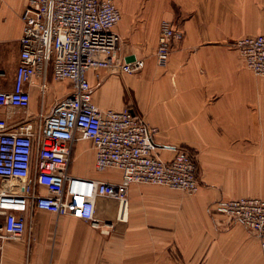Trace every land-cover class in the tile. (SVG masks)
Returning <instances> with one entry per match:
<instances>
[{
	"label": "crops",
	"instance_id": "0c3cea01",
	"mask_svg": "<svg viewBox=\"0 0 264 264\" xmlns=\"http://www.w3.org/2000/svg\"><path fill=\"white\" fill-rule=\"evenodd\" d=\"M119 3L121 16L128 23L127 27L120 23L115 26L121 39H127L119 43V54L127 58L143 56L145 65L137 74L109 73L104 68L87 70L94 104L101 110L129 106L140 113L149 126L157 128L154 139L157 153L163 158H170L172 148L179 146L193 151L200 182L195 199L200 206L209 199L264 198V78L246 66L232 45L244 35L264 33V0ZM25 4L26 0H0V90L12 87L19 63ZM163 20L181 30L182 38L174 41L167 63L161 67L153 54ZM48 77L44 99L30 86L29 107H2L0 116L15 125L36 118L40 110L49 112L68 93L69 81L56 82L51 72ZM5 78L10 81L4 85ZM36 83L40 80L35 79ZM206 156L217 158L221 167H229L230 171L210 170L204 161ZM94 164L91 140L74 142L69 164L73 175L119 181L117 170L98 172ZM112 172L118 177L107 174ZM229 182L233 191L217 185ZM126 196V220L117 218L116 200L96 199V215L102 223L99 228L73 216L34 211L32 220L40 234L36 242L39 254L31 257V251V261L158 264L160 248H167L166 262L172 264H264L259 237L237 221L203 207L194 227L188 208L181 205L184 200L168 201L169 207L141 205L155 198L147 197L137 185H131ZM192 229L198 231L193 240ZM25 235L4 242L1 264H24L29 238ZM193 246L198 250L197 261L192 260ZM179 250L181 259H176Z\"/></svg>",
	"mask_w": 264,
	"mask_h": 264
},
{
	"label": "built area",
	"instance_id": "2783aa9c",
	"mask_svg": "<svg viewBox=\"0 0 264 264\" xmlns=\"http://www.w3.org/2000/svg\"><path fill=\"white\" fill-rule=\"evenodd\" d=\"M21 17L19 63L12 87L0 90V108L27 109L35 79L40 80L44 99L49 72L54 80H68L69 91L36 118L9 125L0 116V264L4 242L26 233L24 264H42L30 258L36 210L73 216L99 228L96 199L116 200L117 218L126 220V194L133 183L198 191L197 162L190 149L175 147L170 158H163L154 139L157 128L140 113L128 106L101 110L92 100L87 70L134 74L145 65L144 58L118 52L115 26L121 12L114 0H26ZM181 37L182 31L172 22H161L155 49L160 62H167L174 41ZM232 45L252 72L264 76V33L242 36ZM86 139L95 148V170H117L119 181L70 172L73 143ZM212 209L253 231L264 258V198L218 199Z\"/></svg>",
	"mask_w": 264,
	"mask_h": 264
},
{
	"label": "rangeland",
	"instance_id": "374dc122",
	"mask_svg": "<svg viewBox=\"0 0 264 264\" xmlns=\"http://www.w3.org/2000/svg\"><path fill=\"white\" fill-rule=\"evenodd\" d=\"M114 3L116 4V6L120 9H122V6L120 5L119 3V0H114ZM121 12V11H120ZM122 18V16H121ZM123 24L124 27H127V22L124 21V19L122 18V20L120 19V21L117 23V24ZM158 35V34H157ZM245 36V35H244ZM182 38V37H181ZM123 41L124 43H126L127 39L124 38V39H121L120 37V42ZM119 42V43H120ZM157 46V45H156ZM156 49V48H155ZM120 52V51H118ZM240 53V52H239ZM153 54V53H152ZM121 55V54H120ZM155 56V62H156V65H159L161 67H163L167 62L165 61L164 62H160L158 57L156 56V53L154 51V54ZM123 56V55H121ZM134 55H132L133 57ZM240 56L242 57V55L240 54ZM141 57V56H140ZM146 57V56H144ZM130 58V57H129ZM143 58V56L141 57ZM243 59V57H242ZM160 63H163V64H160ZM144 68V67H143ZM142 68V69H143ZM149 68H150V65H149ZM141 69V70H142ZM140 70V71H141ZM139 71V72H140ZM138 73V72H137ZM137 73H134V74H137ZM259 77H262L264 78V76H261V75H258ZM10 81V78H5L2 80L3 84L5 85L4 82H8ZM47 81L49 82V77H47ZM56 82H58V80H55ZM35 90L39 93L40 92V87H39V83H36L35 86ZM67 88H69V85L67 86ZM47 91V90H46ZM47 94V92L45 93ZM129 107V106H128ZM87 140V139H86ZM217 158H204V161L206 162V164L208 165V168L210 170H214L215 168H225L228 172L230 171L229 167H221V164H220V161H216ZM219 160V159H218ZM197 161V160H196ZM217 165V166H216ZM95 170V169H94ZM96 171V170H95ZM103 172H107V170L103 171ZM108 175H111V177H118V174L117 172H112V173H107ZM228 178H230V175L228 173ZM133 186L137 185L141 188V190H143L144 194L149 197V196H152L155 198V200H148L147 202H144L142 203L141 205H145V206H153V207H169L167 206V202H174V203H177V202H181L182 200H184V204H181V205H184V208H188V213L190 214V217H191V225L194 226V227H197V224L199 222V218L202 217V208L204 207V209H206L207 211L211 210L212 209V203H213V200H207V202L205 203V205L200 206V204L198 203V200L195 199V197L197 196L198 193H187L185 191H182V190H178V189H174V188H171V187H168V186H165V185H160V184H151V183H133L132 184ZM218 186H222L224 189H226L227 191H233V186L231 185V183H218L217 184ZM188 198H191L190 200H188ZM201 209V210H200ZM213 210V209H212ZM215 212V211H214ZM209 213V212H208ZM217 213V212H216ZM220 214V213H218ZM222 215V214H221ZM186 216V215H185ZM225 216V215H223ZM227 217V216H225ZM228 219H230L229 217H227ZM230 221H232L230 219ZM235 221V220H233ZM240 223V222H239ZM34 226H33V231H32V243H31V257H36L38 254H39V249H38V246L36 244L37 240L39 241V238L38 236L40 237V234L37 232V226L35 228V222H33ZM242 224V223H241ZM243 225V224H242ZM244 226V225H243ZM245 227V226H244ZM30 228V225H28V230ZM28 232V231H27ZM198 233L197 229H192L191 231V239L193 240L196 236V234ZM28 236V233L25 235V237ZM166 250L167 248H160L159 250V254H158V264H172L170 262H166ZM261 250V248H260ZM197 247H192V254H193V259L196 260V257H197ZM262 253V252H261ZM181 255V251L179 250V253L178 254H175V258H179L181 259L180 257ZM197 261V260H196ZM176 264H181L180 262H176Z\"/></svg>",
	"mask_w": 264,
	"mask_h": 264
},
{
	"label": "trees",
	"instance_id": "16d2710c",
	"mask_svg": "<svg viewBox=\"0 0 264 264\" xmlns=\"http://www.w3.org/2000/svg\"><path fill=\"white\" fill-rule=\"evenodd\" d=\"M193 152V151H192ZM197 162V161H196Z\"/></svg>",
	"mask_w": 264,
	"mask_h": 264
}]
</instances>
